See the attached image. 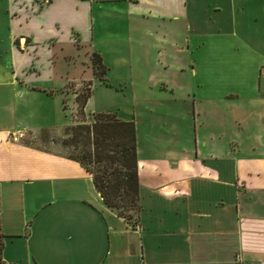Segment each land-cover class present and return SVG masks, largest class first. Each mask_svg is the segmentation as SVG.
Returning <instances> with one entry per match:
<instances>
[{"label":"crops","instance_id":"0c3cea01","mask_svg":"<svg viewBox=\"0 0 264 264\" xmlns=\"http://www.w3.org/2000/svg\"><path fill=\"white\" fill-rule=\"evenodd\" d=\"M82 80L134 123L133 218L21 139ZM0 264H264V0H0Z\"/></svg>","mask_w":264,"mask_h":264},{"label":"trees","instance_id":"16d2710c","mask_svg":"<svg viewBox=\"0 0 264 264\" xmlns=\"http://www.w3.org/2000/svg\"><path fill=\"white\" fill-rule=\"evenodd\" d=\"M91 61L94 73L102 77L105 66L100 56L92 52ZM89 92L88 84L84 93L75 95L78 115H84L83 105ZM90 115L88 120L80 118L63 125L61 142L74 148L66 155L77 160L91 173L93 185L106 205H111L112 198L120 193L134 196L136 202L133 121L119 119L111 111H98ZM88 164H92L94 169Z\"/></svg>","mask_w":264,"mask_h":264},{"label":"rangeland","instance_id":"374dc122","mask_svg":"<svg viewBox=\"0 0 264 264\" xmlns=\"http://www.w3.org/2000/svg\"><path fill=\"white\" fill-rule=\"evenodd\" d=\"M86 87H88V81L82 80L78 87H77V93H84ZM125 96L123 94H116L114 92L108 93L107 97L113 102L112 104H117L120 107L124 106ZM68 105L65 110V113L70 114V122H74L79 120L80 118H84L88 120L90 118V114H84L83 116L78 115L76 112V102L74 104V108L72 109L71 99H67ZM90 107V106H89ZM72 109V110H71ZM125 109V108H124ZM121 112V111H119ZM125 112V111H123ZM131 112V111H130ZM63 126L58 128L57 130L54 129H42L38 130L37 132H25L21 139L25 142L33 145L42 146L45 148L57 150L60 152H63L67 154L70 151H74V148L72 146L63 144L61 142V138L63 136ZM88 167H90L92 170V164H88ZM121 191V190H119ZM105 204V203H104ZM106 205V204H105ZM110 209H112L114 212H116L119 215H122L126 218H133L135 211H136V202L134 199V196H130L129 194H118L112 198V204L106 205Z\"/></svg>","mask_w":264,"mask_h":264}]
</instances>
